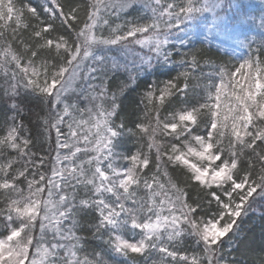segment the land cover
<instances>
[{
	"label": "snow or ice",
	"instance_id": "obj_1",
	"mask_svg": "<svg viewBox=\"0 0 264 264\" xmlns=\"http://www.w3.org/2000/svg\"><path fill=\"white\" fill-rule=\"evenodd\" d=\"M204 7L0 0V264H239L264 201V40L197 91L204 54L177 61L168 35ZM154 61L183 71L141 86Z\"/></svg>",
	"mask_w": 264,
	"mask_h": 264
},
{
	"label": "trees",
	"instance_id": "obj_2",
	"mask_svg": "<svg viewBox=\"0 0 264 264\" xmlns=\"http://www.w3.org/2000/svg\"><path fill=\"white\" fill-rule=\"evenodd\" d=\"M167 2H172V0H167ZM14 3L17 7L22 3H31L36 6L41 3V0H14ZM206 11L211 13L208 19L204 15ZM137 14L142 16L143 10L132 12L134 16ZM263 18L264 0H208L204 10L197 14L194 19L187 21L182 28L173 29L168 35V42L177 61L181 59L190 60V57L182 55L188 52L190 48L199 49L204 54L203 59H200L199 70L189 71V86L195 87L197 91L205 88L209 81L204 77L209 74L215 75L212 68L213 64H227L234 71L233 66L238 67L239 63L247 57L249 43L252 44L254 59L259 58L257 50L260 48L261 41L264 40V32L261 29H264ZM208 22L210 24H207ZM248 22H255V25L260 27L258 32L255 30L251 32L249 28L243 29ZM0 23L7 28L9 36L12 34V28H17L15 20ZM0 30H4V28L0 27ZM133 47L141 55L148 52L147 48L143 49L139 45H133ZM180 71L183 69L178 68V66L154 61L153 68L141 75L139 83L143 86L146 83H151L154 79L166 80L169 76H176ZM0 83H2V72H0ZM216 83L219 81L217 80ZM183 84L184 81L181 79L182 87ZM226 91L231 98V89L226 88ZM54 139L55 131L53 130L52 140L54 141ZM80 147L83 149L85 146L81 143ZM254 208L255 211L249 210L248 215L241 218V231L238 237L241 242L240 246H234L232 252L228 253V259L235 258L239 264H259V261L264 259V250H262L264 249V201H258ZM178 251L180 255H184L186 251L190 255L192 248L185 241L183 246L178 248ZM153 258L159 259L156 255Z\"/></svg>",
	"mask_w": 264,
	"mask_h": 264
},
{
	"label": "rangeland",
	"instance_id": "obj_3",
	"mask_svg": "<svg viewBox=\"0 0 264 264\" xmlns=\"http://www.w3.org/2000/svg\"><path fill=\"white\" fill-rule=\"evenodd\" d=\"M201 3H202V5H206L207 3H208V0H201ZM211 13L210 12H205V16H207V19H208V17H209V15H210ZM263 16V15H262ZM252 19V18H251ZM264 19V18H263ZM254 21V20H253ZM257 23V22H256ZM207 24H210L209 22L207 23ZM247 28H249L250 29V31L252 32L253 30H255L256 32H258V28H260V27H257L256 25H255V22H248V24L245 26V27H243V29H247ZM262 29V31L264 32V29L263 28H261ZM140 46V45H139ZM141 47V46H140ZM143 49H145V48H143Z\"/></svg>",
	"mask_w": 264,
	"mask_h": 264
}]
</instances>
